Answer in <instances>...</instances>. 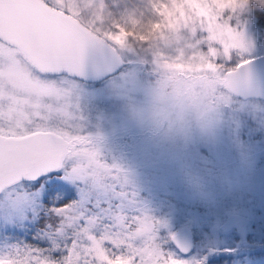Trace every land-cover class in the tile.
Listing matches in <instances>:
<instances>
[{
    "label": "rangeland",
    "instance_id": "374dc122",
    "mask_svg": "<svg viewBox=\"0 0 264 264\" xmlns=\"http://www.w3.org/2000/svg\"><path fill=\"white\" fill-rule=\"evenodd\" d=\"M73 1L93 29L117 41L128 64L99 81L55 74L51 79L68 95L25 96L22 114L4 128L22 134L51 120L88 136L100 163L122 170L123 190L134 194L131 201L113 199L124 212L151 217L158 242L177 259L264 264V98L242 99L225 82L226 71L264 54L254 21L264 0ZM61 106L68 116L50 111ZM93 182L92 199H105L108 189ZM20 194L28 199L17 207ZM63 199L61 193L45 203L27 183L0 193V264H40L28 251L34 248L63 255L56 249L70 244L76 230L60 231L65 217L52 208ZM81 199L77 191L73 201ZM86 207L88 215L99 213L94 204ZM42 218L50 229L36 230ZM184 226L195 242L187 255L171 240ZM128 235L124 230L119 238ZM245 245L261 251H238Z\"/></svg>",
    "mask_w": 264,
    "mask_h": 264
},
{
    "label": "snow or ice",
    "instance_id": "6c2138e0",
    "mask_svg": "<svg viewBox=\"0 0 264 264\" xmlns=\"http://www.w3.org/2000/svg\"><path fill=\"white\" fill-rule=\"evenodd\" d=\"M67 15L52 0H0V191L27 183L42 193L45 203L63 193L52 211L65 217L62 234L65 228L76 229L67 237L71 243L56 249L63 251L60 258L39 248L28 251L40 264H187L162 248L151 217L124 212L123 204L116 203L113 198L131 201L134 194L123 190L127 178H121L122 170L100 163L88 136L71 135L51 120L22 134L3 126L22 114L25 96L61 100L68 95L51 77L63 69L79 71L89 41L73 29ZM50 111L69 115L66 106ZM93 178L108 189L105 199H92ZM77 191L82 199L73 201ZM27 199L20 194L14 204L21 207ZM91 204L99 213L87 214ZM98 226L100 235L94 231ZM124 230L129 235L120 239Z\"/></svg>",
    "mask_w": 264,
    "mask_h": 264
},
{
    "label": "water",
    "instance_id": "95a60500",
    "mask_svg": "<svg viewBox=\"0 0 264 264\" xmlns=\"http://www.w3.org/2000/svg\"><path fill=\"white\" fill-rule=\"evenodd\" d=\"M59 10L60 13L66 12L62 9ZM65 19L70 21L73 29L85 36L89 43L85 48L80 70L70 72L68 69H63L61 73L78 76L86 80H99L115 73L126 65V60L107 39L70 13ZM63 43L67 46L70 41L65 37ZM225 82L228 90L242 99L264 98V54L244 60L235 68L226 71ZM241 220L244 219L241 218ZM171 240L183 255L191 253L194 249L193 232L187 226L174 232Z\"/></svg>",
    "mask_w": 264,
    "mask_h": 264
},
{
    "label": "trees",
    "instance_id": "16d2710c",
    "mask_svg": "<svg viewBox=\"0 0 264 264\" xmlns=\"http://www.w3.org/2000/svg\"><path fill=\"white\" fill-rule=\"evenodd\" d=\"M53 2H57V0H53ZM92 0H89V3H91ZM58 3V2H57ZM58 8L62 9V10H65L69 13H72L74 16L78 17L84 24H86L88 27H90L91 29H93V27L91 26V24L89 23V21H87L86 19L84 20L83 18H81L79 16V13L74 11V1L73 0H70L68 2L65 3L64 6L60 5V3L57 4ZM172 7V6H171ZM254 18H255V25L257 27V30H258V33L264 37V11H258L256 14H254ZM90 20V19H88ZM168 25V23H167ZM95 30V29H93ZM97 33H99L100 35H102L103 37H105L111 44H113L116 49L120 52V54L125 58L124 56V52L121 50L120 46L117 44V41H113V38L110 37V35H107V34H103L102 32H99L97 30H95ZM127 61H129L130 59L129 58H125ZM206 208V207H204ZM47 219L46 218H42L40 221L37 222L36 224V227L38 231H41L43 229H47ZM53 225L56 226V219L53 218ZM53 228V227H52ZM50 229V228H48ZM47 229V230H48ZM1 235H3L1 233ZM14 239V238H13ZM33 245V244H32ZM263 246V245H262ZM264 248V247H262ZM238 251H245L246 253L247 252H250L251 254L253 253H257L258 251H261V245H257V246H251V245H245L243 246V248L241 249H238ZM249 258V257H247Z\"/></svg>",
    "mask_w": 264,
    "mask_h": 264
},
{
    "label": "flooded vegetation",
    "instance_id": "af4514ba",
    "mask_svg": "<svg viewBox=\"0 0 264 264\" xmlns=\"http://www.w3.org/2000/svg\"><path fill=\"white\" fill-rule=\"evenodd\" d=\"M71 76H74V75H71ZM74 77L79 78V79H83V78H80V77H78V76H74ZM101 79H102V78H101ZM238 222H239L240 224H243V223H245V220L238 219ZM242 233H243V231H242Z\"/></svg>",
    "mask_w": 264,
    "mask_h": 264
}]
</instances>
